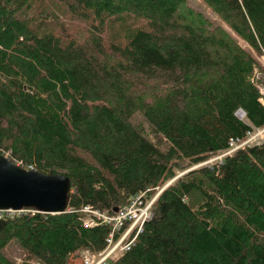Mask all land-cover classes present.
Here are the masks:
<instances>
[{
    "label": "trees",
    "instance_id": "16d2710c",
    "mask_svg": "<svg viewBox=\"0 0 264 264\" xmlns=\"http://www.w3.org/2000/svg\"><path fill=\"white\" fill-rule=\"evenodd\" d=\"M201 2L216 20L187 0H0V154L71 184L66 211L0 219V264L14 244L19 264L100 252L110 228L81 209L111 215L169 182L110 264H264V140L202 164L264 127L241 46L264 56V0Z\"/></svg>",
    "mask_w": 264,
    "mask_h": 264
},
{
    "label": "water",
    "instance_id": "95a60500",
    "mask_svg": "<svg viewBox=\"0 0 264 264\" xmlns=\"http://www.w3.org/2000/svg\"><path fill=\"white\" fill-rule=\"evenodd\" d=\"M70 188L63 174L25 170L0 155V210L34 208L46 214L60 213L67 208Z\"/></svg>",
    "mask_w": 264,
    "mask_h": 264
},
{
    "label": "bare ground",
    "instance_id": "6f19581e",
    "mask_svg": "<svg viewBox=\"0 0 264 264\" xmlns=\"http://www.w3.org/2000/svg\"><path fill=\"white\" fill-rule=\"evenodd\" d=\"M254 68H256V66ZM254 73H255V71H254ZM259 80H257V82ZM0 155H2V154H0ZM3 157L5 159H7L9 162H11L12 164H14L15 166L24 168L25 170H34L32 168V166H27V168H25V167L22 166V163L21 162H19L17 160L15 162H12L8 158H6L5 156H3ZM29 167H30V169H28ZM34 171H36V170H34ZM135 197H136V195L131 198V200L129 201V203L126 206H124L123 208L119 209L118 211L115 210L116 212L114 214H111V215L107 214L106 212H101V211H99V210H97V209H95V208H93L91 206H90V208L92 209L93 212H95V214H88V213L84 212L83 211V208L84 207L81 209V213H82V224L85 227L88 228V227H93V226H97V225H107V226H109L110 229H109V233L107 235L106 241H105L106 246H105V248L102 251H100V252H90L88 250H84L83 252H81L80 256L82 254H84V253H92L93 254V258H92L93 259V262L95 264H103L104 261L102 259V255H103V253H104L105 250L119 251L122 248H125L126 246H128L129 244H127V243L130 240L134 239V241L136 242L137 237L142 232V228H143V225L144 224L141 227V220L139 219L138 212L136 211L135 206H134V199H135ZM150 198H152V197H150ZM127 206H129L131 208L132 217L123 218L120 221L119 218H118V215H119L120 211L123 210L124 208H126ZM5 210H10V211L14 212L15 214H9L11 216H8V217H12L13 215L19 214L17 212L21 211L22 209L21 210H14V209L8 208V209H5ZM29 210L30 211H33V212H39V211H36L34 208H31ZM27 212H28V210H27ZM47 214H57V213H47ZM104 217L109 218V222H105L104 221ZM140 227H141V230H140ZM123 229L126 230L125 234H124V232H122ZM108 239L111 240L110 243L108 242ZM125 251H127V250H121V252H125ZM84 255H86V254H84Z\"/></svg>",
    "mask_w": 264,
    "mask_h": 264
},
{
    "label": "rangeland",
    "instance_id": "374dc122",
    "mask_svg": "<svg viewBox=\"0 0 264 264\" xmlns=\"http://www.w3.org/2000/svg\"><path fill=\"white\" fill-rule=\"evenodd\" d=\"M188 4L190 6H196L198 8H196L197 10H199L200 12H202L208 19L212 20H216V16L213 14V12L210 10V8H208L203 2H201V0H187ZM71 20H74L73 17L67 15L65 19H63L62 21V27L65 28L67 30V35H73L75 38H78L81 40V42H87L89 36L87 34V31L85 29V26L83 25L82 22H72ZM213 22H216V21H213ZM225 28H227L224 24H222ZM105 29L109 32L110 34V28H109V25L108 23H105L104 25ZM241 46H243V48L245 49H249V52L255 57V59H257L258 61V64H255L253 66V70L255 71V76L254 78H258L259 77H263L264 79V56H257V54L251 49L249 48L248 45L244 44V43H241ZM256 66V68H254ZM260 68V69H259ZM260 75V76H259ZM253 78V76H252ZM251 78V79H252ZM148 82H150V80L146 81L145 83L140 81L137 83V85H135L136 87V90H137V93L140 94V96L142 95L143 97L145 96V94H147V90L146 88L147 87H150L151 85H155V84H149ZM255 82V81H254ZM260 86H264V83L260 84ZM166 87V85L164 84V82H162L161 86H159V88L156 89V93H161L163 91V89ZM145 98V97H144ZM146 100V99H145ZM240 119H243V118H240ZM136 120H142L141 119V115L139 112L135 113L132 118L130 119V122L131 123H135ZM145 128L148 129L149 127H147V125H145ZM255 130L253 129V131L251 132V134H254ZM256 137H258L257 133L255 134ZM245 139L247 140V134H246V137ZM244 140V142H246V140ZM242 140V141H243ZM259 140V139H258ZM264 140V139H263ZM263 140H260L258 142H261ZM224 153V152H223ZM222 153V154H223ZM222 154H219L217 156H212L211 158H209L207 161H205L204 163L202 164H205V163H212L216 160L220 161L224 156H227V155H224V156H221ZM84 156H88L86 155L85 153L83 154ZM19 163V162H18ZM200 164V165H202ZM28 166V165H27ZM199 166V165H197ZM195 166V167H197ZM193 167V168H195ZM182 173H180L177 177H179L180 175H182ZM170 183V182H169ZM168 183V184H169ZM168 184H166L165 186H163L161 189L157 190L156 194L153 196L155 197L156 195H158L157 193H160V191H162ZM152 197V198H153ZM150 202V201H149ZM152 206V205H151ZM20 253V249L16 246V244L14 245H11L7 250H6V257L9 258V260H7V264H12L10 263V260L14 261L15 264H19L21 262V255H19ZM107 254V252L103 253V256H105ZM114 254V253H113ZM113 254L109 255L108 258H107V261L111 258V260L114 258V256H112ZM74 260V259H73ZM75 260H78V262L80 263V256L78 255L76 257ZM72 260H70L71 262ZM111 261H108V264H110Z\"/></svg>",
    "mask_w": 264,
    "mask_h": 264
},
{
    "label": "built area",
    "instance_id": "2783aa9c",
    "mask_svg": "<svg viewBox=\"0 0 264 264\" xmlns=\"http://www.w3.org/2000/svg\"><path fill=\"white\" fill-rule=\"evenodd\" d=\"M254 76H255V73H253V78L251 79V81L257 82L258 78H254ZM260 84H262V83L257 82V90H258V94H259L258 101L264 106V86H260ZM236 115L238 118H242L244 114H243V112L238 110L236 112ZM254 130H255L254 134H251V132L247 133L246 142H244L243 139L231 138L229 140V143H228V147H229L228 150H226L221 156L231 155L235 150L242 148L245 145L256 144V143H259L258 141L263 140L264 139V127L256 128ZM256 133H257L258 137L255 136ZM28 169H30V167ZM156 196L145 201L144 200L145 194L139 193L136 195V197L134 199V206H135L136 211L138 212V217L141 220V227L145 222H147L148 220L151 219V216H152L151 205H152L154 199L156 198ZM83 211L88 213V214H95V212L92 211L90 206H84ZM24 212H27V210H21L17 213H24ZM28 212L33 213V211H30V210H28ZM9 214H15V213L10 211V210H0V219L11 216ZM129 217H132V212H131V208L129 206H127L126 208H124L123 210L120 211L118 218L121 221V219L129 218ZM104 221L109 222V218L104 217ZM141 227H140V230H141ZM122 232H124V234H125L126 230L123 229ZM108 242L110 243L111 240L108 239ZM133 243H134V239L130 240L127 243L129 245L126 246L125 248H122L121 250H128ZM121 250H119V251L105 250L104 253L107 252V254L105 256L102 255V259L104 261L103 264H107V258L109 255H111L113 253H114V255L121 253ZM84 254H86V255H84ZM84 254H82L80 256L81 264H95L93 262V259H92L93 258L92 253H84Z\"/></svg>",
    "mask_w": 264,
    "mask_h": 264
},
{
    "label": "crops",
    "instance_id": "0c3cea01",
    "mask_svg": "<svg viewBox=\"0 0 264 264\" xmlns=\"http://www.w3.org/2000/svg\"><path fill=\"white\" fill-rule=\"evenodd\" d=\"M70 264H81V262L79 263L78 260H75V259H74V260H72V261L70 262Z\"/></svg>",
    "mask_w": 264,
    "mask_h": 264
}]
</instances>
